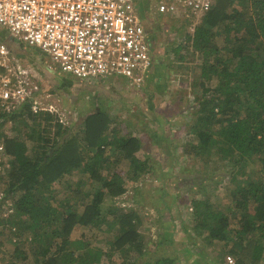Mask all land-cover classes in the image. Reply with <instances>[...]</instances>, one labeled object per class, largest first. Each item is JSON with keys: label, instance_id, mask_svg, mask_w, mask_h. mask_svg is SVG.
I'll return each mask as SVG.
<instances>
[{"label": "trees", "instance_id": "obj_1", "mask_svg": "<svg viewBox=\"0 0 264 264\" xmlns=\"http://www.w3.org/2000/svg\"><path fill=\"white\" fill-rule=\"evenodd\" d=\"M203 18L193 37L190 35L187 45L182 46L202 54L203 80L200 83L203 91L198 97L197 109L200 117L192 126L199 140L195 149L198 148L199 155L206 149L215 148L221 158L237 156V162L243 164L252 158L260 161L257 178L240 187L233 201L239 213L235 217L238 227L234 245L239 247L242 241L251 239L253 261L258 262L264 252V0H214L213 7ZM216 27L222 29L216 32ZM223 34L226 41L221 44L217 38ZM28 112L33 119L46 114L47 120H51L53 115L47 111L32 113L27 105L26 110L10 117L17 123V119L22 120ZM91 120H95V124H91ZM84 121V142L72 133L68 138L64 136L49 142L36 129L33 130L34 135L25 131L14 137L4 129L6 119L0 123V141L4 143L5 152L12 156V166L6 169L11 178L6 197L20 193L13 198V212L6 220L10 224L12 215L20 217L13 224L16 230L24 228L30 234V239L25 238L24 241L32 245L41 258V264L98 263L99 256L90 260L86 254H77L80 259L76 261L75 252H68L57 239L68 243L76 226L100 225L101 204L105 197L75 190V197L82 202L86 197H92L81 212L74 207L75 197L74 202L69 199L56 207L48 198L40 196L41 188L51 186L65 174L83 169L92 180L103 182L110 197L122 195L126 187L114 180L103 179L101 173L110 161L108 147H116L117 158L120 157L121 161L130 159L132 162H137L135 153L142 147L141 140L134 136L108 140L110 118L103 111H93ZM57 125L63 124L58 122ZM64 130L58 133L61 135ZM138 169L136 167L133 171L134 178L138 176ZM191 204L196 227L206 233L209 242H227L230 239V217L226 213L213 209L209 200L195 199ZM115 215L119 217L115 234L117 247L121 250L135 248L143 254L144 239L136 224L138 213L122 211ZM21 239L20 234L15 233L12 242L22 244L24 241ZM62 253L64 258L61 262L59 254ZM135 263L131 258L124 264ZM153 264H173V259L163 258ZM237 264L247 263L239 258Z\"/></svg>", "mask_w": 264, "mask_h": 264}, {"label": "rangeland", "instance_id": "obj_2", "mask_svg": "<svg viewBox=\"0 0 264 264\" xmlns=\"http://www.w3.org/2000/svg\"><path fill=\"white\" fill-rule=\"evenodd\" d=\"M158 3L159 0H149V6L154 8L156 13ZM203 19L195 15L160 14L153 23L151 22L158 26L156 35L160 59L167 67L164 78L167 88L162 102L163 110L172 115L175 124V164L170 169L168 166L162 168L155 152L154 155L150 154L157 159L152 165L140 166L141 164H130L127 161L120 164L107 162L101 171L103 179L114 180L126 187L124 194L114 198L107 194L102 181L92 180L89 173H85L83 169L65 174L51 186L41 188L40 196L48 198L56 207L69 199L75 201V190L105 195L101 204L100 225L76 226L68 243L57 239V242L65 245L68 252H75L76 261L80 259L77 254H86L90 260L99 256L98 263L93 264H124L131 258L136 261L135 264H153L163 258H172L173 264H237L239 258H243L247 264H264V252L258 262L253 261L251 239H245L239 247L234 245L237 239L235 230L238 227L235 217H238L239 213L233 201L240 187L257 178L261 168L260 161L252 158L243 164L237 162V156L230 159L221 158L216 154L215 148L206 149L199 155L198 148L195 149L199 140L192 126L200 117L197 109L198 97L203 91L200 83L203 80L202 54L182 46L187 45L188 37H193L196 27ZM221 29L216 27L214 30L217 32ZM217 39L223 44L226 41L225 34ZM20 44L24 45L23 42ZM22 51L43 58L40 51L27 45L23 46ZM124 83L126 84L125 81ZM212 83L215 84V81L212 80ZM50 93L54 94V99L48 97ZM57 95H61L58 89L55 91V87L44 88L43 85L41 103L42 107L53 108L51 120H47L46 114L38 115L36 119L27 114L22 120L17 119V123L10 121L4 128L6 133L18 137L21 132L24 134L27 131L28 134L34 135L33 130L36 129L42 132L49 142L60 140L64 136L68 138L69 133L77 134L83 141L86 125L84 120L89 115L86 114L88 111L83 113L85 110L78 109L75 112L76 107L70 104V101H61L60 97L56 98ZM103 112L106 114L104 110ZM140 112L138 107L127 106L121 109L120 118H110L109 130L121 129V136H128L132 129L142 125L144 116ZM58 122L63 125H57ZM90 122L95 124V120ZM13 127L15 129H12ZM62 129H65V132L60 135L58 132ZM147 137L149 140V135ZM107 155L113 156L111 150H108ZM118 159L121 160L120 157ZM136 167L140 169L137 178H134L130 173ZM0 172V264H41V258L36 255L32 245L27 240L24 241L25 238L30 239V234L24 228L16 230L17 227L13 224L20 217L12 215V222L7 223L6 218L14 208L13 198L18 197L20 193L6 197L5 192L11 178L9 173L6 174L7 171ZM75 198L77 201L73 202L76 206L73 205L81 212L84 205L92 200L89 196L84 202L77 196ZM195 199L209 200L213 209L220 210L230 217L231 232L227 242L211 243L206 239V233L196 227L197 220L191 204ZM122 211L137 212L139 215L136 224L144 239L143 254H139L135 248L121 250L115 244L119 224V217L115 214ZM15 233L20 234L21 242L24 243L12 242ZM63 256L64 254H59L61 262ZM228 256L232 257L233 262L229 261Z\"/></svg>", "mask_w": 264, "mask_h": 264}, {"label": "built area", "instance_id": "obj_3", "mask_svg": "<svg viewBox=\"0 0 264 264\" xmlns=\"http://www.w3.org/2000/svg\"><path fill=\"white\" fill-rule=\"evenodd\" d=\"M139 0H0V27L43 55L46 68L88 83L122 77L134 88L147 82L154 66L150 34ZM214 0H159L160 14L203 17ZM42 81L0 38V123L30 106L42 107ZM29 114V112L27 113ZM12 156L0 141V171ZM1 173V172H0ZM233 262L231 256H228Z\"/></svg>", "mask_w": 264, "mask_h": 264}, {"label": "crops", "instance_id": "obj_4", "mask_svg": "<svg viewBox=\"0 0 264 264\" xmlns=\"http://www.w3.org/2000/svg\"><path fill=\"white\" fill-rule=\"evenodd\" d=\"M139 10L143 15L147 31L151 35L152 54L154 66L146 84L141 88H134L128 83H124L122 77H110L99 82L88 83L70 75H57L49 71L43 61V58L32 56L31 54L22 51L23 46L20 42L10 34L7 30L0 27V38L4 40L15 56H18L24 65L28 66L33 73L42 81L44 88L55 87L61 95L56 98H61V101H70L75 112L85 110L83 113L87 115L93 110L105 111L109 118L121 117V109L131 106V108H140V113L143 114L142 125L132 129V133L128 136H134L141 140L142 147L135 153L137 162H132L130 159L119 160L117 149L113 145L108 147L111 150L109 163H118L127 161L130 164L152 165L158 159L162 168L170 167L175 164V140L172 115L163 110L164 93L166 92L167 83L164 78L166 76V65L160 59L159 45L157 44V24H152L158 15L154 8L149 6V0H139ZM152 22V23H151ZM22 46V47H21ZM143 90L139 91L140 89ZM63 96V97H62ZM49 98L54 99V94L50 93ZM159 107H162L159 109ZM133 110V109H132ZM134 111V110H133ZM172 120V121H171ZM114 123V121H112ZM108 140L118 141L121 138V129L119 131L108 130ZM128 133V132H127ZM149 135V140L146 138ZM112 147V148H111ZM115 149V153H113ZM155 152L157 159L150 156ZM154 155V154H153ZM165 169V168H164ZM135 170V168H134ZM146 171V169H145ZM150 172V170H148ZM133 174V171L130 173ZM175 203V202H174Z\"/></svg>", "mask_w": 264, "mask_h": 264}, {"label": "water", "instance_id": "obj_5", "mask_svg": "<svg viewBox=\"0 0 264 264\" xmlns=\"http://www.w3.org/2000/svg\"><path fill=\"white\" fill-rule=\"evenodd\" d=\"M7 34H9V32H7Z\"/></svg>", "mask_w": 264, "mask_h": 264}]
</instances>
